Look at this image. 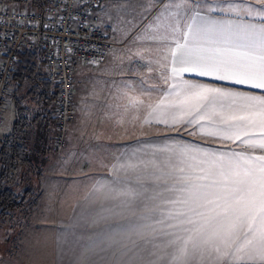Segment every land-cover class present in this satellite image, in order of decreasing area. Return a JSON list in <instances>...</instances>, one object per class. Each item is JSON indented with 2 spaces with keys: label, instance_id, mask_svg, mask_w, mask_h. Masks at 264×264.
<instances>
[{
  "label": "snow or ice",
  "instance_id": "1",
  "mask_svg": "<svg viewBox=\"0 0 264 264\" xmlns=\"http://www.w3.org/2000/svg\"><path fill=\"white\" fill-rule=\"evenodd\" d=\"M217 10L246 16L249 22L201 14ZM154 21L147 26L148 35L137 40L157 44V58L149 60L148 71L158 65L159 82L155 92L125 85V117L135 120L143 113L145 122L173 131L192 127L193 134L199 131L222 146L239 141L251 151H210L182 143L153 146V156L160 153L163 159L160 164L149 161L153 171L146 167L137 177L139 187L120 193L126 197L121 214L139 213L137 219L147 220L163 192H179L182 195L171 202L187 207L170 214L176 222L168 227L175 231L157 235L155 229L146 232L133 224L106 232L100 240L81 245L80 264L109 251L118 261L127 257L125 264H144L145 253L155 257L147 264H193L197 258L200 264H264V91L256 95L184 79V73H190L264 90V0H228L223 7L219 2L212 7L199 0H167ZM210 113L219 121L205 131L201 121ZM255 127L261 129L259 136L250 135ZM151 181L166 186H147ZM95 190L111 189L101 185Z\"/></svg>",
  "mask_w": 264,
  "mask_h": 264
},
{
  "label": "crops",
  "instance_id": "2",
  "mask_svg": "<svg viewBox=\"0 0 264 264\" xmlns=\"http://www.w3.org/2000/svg\"><path fill=\"white\" fill-rule=\"evenodd\" d=\"M115 1L120 0H104L96 9L94 19L97 25L105 14L103 5ZM199 2L209 6H217L219 2L223 7L228 0ZM237 2L255 4L256 0ZM201 14L217 20L249 22L246 16L240 18L219 10ZM106 36L111 41L109 36ZM111 42L116 45L125 43V47L112 49L107 59L97 66L75 65L73 68L74 108L67 125L65 148L61 153H54L51 144L54 135V102L48 112L37 108L31 117L26 115L28 145L34 154L42 159L38 195L25 208H32L29 215L32 220H39L41 223L40 247L29 249L26 254L32 264H80L81 245L100 240L106 232L133 224L143 227L146 232L155 229L157 235L165 231H175L168 227L176 222L170 218V214L186 211L187 207L179 202H171L182 195L179 192H163V197L155 202V211L147 220L137 219L139 213L137 216L121 214V202L126 197L120 193L126 188L139 187L137 177L144 174L146 167L153 171L149 161L155 160L160 164L163 159V154L160 153L153 156V146L182 143L210 151H228L229 148L251 151L239 141L222 146L215 138L203 136L199 131L193 134L192 127H189L188 131H173L164 124L145 122L143 113L137 121L125 117V85L137 89L142 86L149 91H156L159 68L158 65L152 64L151 67L155 70L149 72L148 67L149 60L157 58V44L147 39L141 40L136 49L141 47L147 50L138 55L130 45L127 47L126 40ZM184 79L256 95L264 91L190 73H184ZM159 86L167 88V85L162 83H159ZM15 88L13 86L12 101L4 112L5 127L0 130V141L3 136L11 134L16 123V110L20 108L21 102ZM212 121H219V117L210 113L208 119L201 121L205 131L216 126ZM133 123L137 125L134 131L137 130L138 135H130V131H133L130 124ZM260 134L259 127L250 132L252 136ZM255 151L259 153V149ZM129 164L135 167L120 168L121 165ZM117 168L120 170L117 171ZM157 183L160 184L161 190L166 186L161 181H151L147 186L152 187ZM101 185H106L111 190L96 191ZM31 231H38V228L31 226ZM148 248L151 249V245H148ZM145 256L144 264L155 259L147 253ZM127 259L123 257L118 261L109 251L92 255L88 264H125ZM158 264L167 262L162 260L158 261ZM193 264H200L199 259H195Z\"/></svg>",
  "mask_w": 264,
  "mask_h": 264
},
{
  "label": "built area",
  "instance_id": "3",
  "mask_svg": "<svg viewBox=\"0 0 264 264\" xmlns=\"http://www.w3.org/2000/svg\"><path fill=\"white\" fill-rule=\"evenodd\" d=\"M103 1L52 0L40 12L6 10L0 5V130L5 127L4 112L12 101L17 54L22 50H42L44 79L56 89L52 151L63 149L74 108V66H97L112 49L125 47V43L109 41L96 24L94 13Z\"/></svg>",
  "mask_w": 264,
  "mask_h": 264
},
{
  "label": "trees",
  "instance_id": "4",
  "mask_svg": "<svg viewBox=\"0 0 264 264\" xmlns=\"http://www.w3.org/2000/svg\"><path fill=\"white\" fill-rule=\"evenodd\" d=\"M51 1L0 0V5L6 10L40 12L51 5ZM44 60L42 50H22L17 54L12 85L16 87L15 93L21 104L16 110V123L11 134L0 141V221L8 219L12 212L25 209L38 195L42 159L28 145L26 115L31 117L37 108L48 112L55 100V86L44 79ZM23 92L26 93L22 97Z\"/></svg>",
  "mask_w": 264,
  "mask_h": 264
},
{
  "label": "rangeland",
  "instance_id": "5",
  "mask_svg": "<svg viewBox=\"0 0 264 264\" xmlns=\"http://www.w3.org/2000/svg\"><path fill=\"white\" fill-rule=\"evenodd\" d=\"M165 2L167 0H159V2L158 0H120L107 2L103 5L102 10L105 11V14L99 20L98 25L109 36L111 41L126 40L127 47L129 48L130 45L134 49V52L138 53L141 47L136 49V46L143 38L137 40V37H145L148 35L147 26L155 22L154 17L161 10ZM15 4L17 5L18 3ZM25 93L23 92L22 97L25 96ZM13 94L14 90L12 85ZM135 120L137 121V119ZM130 127L133 128V131H130V135L133 133L138 135V131H134V128L137 127L136 123L130 124ZM53 142L54 135L51 143L52 147ZM64 148L65 145L58 153H61ZM31 209L27 208L22 211L12 212L8 219L0 221V264H32L27 259L26 254L27 251H30L29 249H39L42 231H39L41 229L40 221L32 220V216L29 215ZM31 226L37 227L38 231H31Z\"/></svg>",
  "mask_w": 264,
  "mask_h": 264
}]
</instances>
